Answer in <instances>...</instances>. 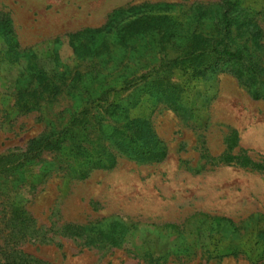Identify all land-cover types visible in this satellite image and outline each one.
<instances>
[{
  "label": "rangeland",
  "instance_id": "obj_1",
  "mask_svg": "<svg viewBox=\"0 0 264 264\" xmlns=\"http://www.w3.org/2000/svg\"><path fill=\"white\" fill-rule=\"evenodd\" d=\"M234 1V16L261 30L228 31L233 44L252 39L244 83L189 44L222 35L224 0H0V157L61 132L75 112L94 116L87 150L102 139L117 157L75 178L71 159L44 151L24 178L1 174L2 263L264 264V0ZM45 82L58 92L25 106ZM130 102L164 159L118 146Z\"/></svg>",
  "mask_w": 264,
  "mask_h": 264
},
{
  "label": "trees",
  "instance_id": "obj_2",
  "mask_svg": "<svg viewBox=\"0 0 264 264\" xmlns=\"http://www.w3.org/2000/svg\"><path fill=\"white\" fill-rule=\"evenodd\" d=\"M237 1L224 0L222 16L220 20V27L222 35L216 38H206L197 34H193L189 37L190 46L195 49V52L199 53L198 58H202V61L209 59L211 62L209 65L215 64L221 68H225L226 72L235 76L241 83H244L245 70L248 67V62L251 59L250 45L252 41L250 37H247L240 44H233L228 40L229 29L237 24L239 27L247 28V32L254 30L256 35L261 33L259 26L254 25L252 20H249L248 14L242 11L239 15L234 16L233 10L237 7ZM245 13V16L243 14ZM2 30L6 36L11 35L9 23L7 21L1 23ZM85 33H96L93 30H87ZM80 34H76L73 37H78ZM252 33V32H251ZM18 43L12 36L8 40V54L15 51L18 53ZM11 58V55H9ZM212 63V64H211ZM206 66V65H205ZM253 69V68H252ZM145 77H142L144 79ZM48 90L49 93L56 94L58 92L57 87L50 82H45L42 86V90H34L31 92L35 97L32 102H25V106H33L39 103L38 98L45 94ZM28 91L27 93H29ZM107 91L101 93L92 94L89 96L87 103L90 100H100L108 94ZM31 93H29L31 95ZM175 95V93H172ZM171 96V94H170ZM91 97V98H90ZM130 102L128 107L123 108L120 116V124L122 127L121 135L127 139L118 143L122 149H125L126 153L132 154L137 158L144 159L146 161H160L167 155V148L164 143L161 142L154 131L150 128V124L145 119L140 117H128L131 106ZM116 107L114 103L110 104L106 109V113L111 108ZM122 108V106L119 107ZM124 117V120L122 118ZM93 117H83L82 114L74 113L72 119L62 128L59 133H50L43 135L40 138L33 139L25 153L20 155H8L0 157V175L7 173H18L22 178L25 175V168L32 165L33 160L37 155L44 151L57 152L60 156H66L72 160V163L68 167V171L71 172L75 178H85L89 171L86 167H89L92 163H95L98 167L113 168L116 165L117 157L113 152L101 150V141L99 140L93 151L89 152L84 145L86 142H90L91 133L87 130L94 129L92 125ZM100 124V122H98ZM70 130L74 133L70 134ZM81 135V137L78 136ZM104 135V130L99 133V136ZM94 142L91 141V144ZM130 151V152H127ZM114 239V238H113ZM5 262L0 264H34L29 260L18 259L17 256L11 257V255H5Z\"/></svg>",
  "mask_w": 264,
  "mask_h": 264
}]
</instances>
